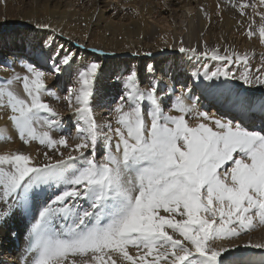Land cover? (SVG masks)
<instances>
[{
    "label": "snow or ice",
    "instance_id": "6c2138e0",
    "mask_svg": "<svg viewBox=\"0 0 264 264\" xmlns=\"http://www.w3.org/2000/svg\"><path fill=\"white\" fill-rule=\"evenodd\" d=\"M227 2L247 16L248 38L257 35L260 17L264 43V11H257L264 0ZM35 27L57 31L47 21ZM219 49L209 51L205 42L203 51H180L220 62L205 72L208 80L232 77L264 85V54L254 74L247 53L225 48L221 55ZM77 56L59 45L45 53L44 64L26 62L24 75L0 82V109L8 111L18 139L47 149L35 157L3 150L13 137L0 127V223L16 210L32 220L23 264H264V258L240 257L235 243L264 226V105L259 125L245 119L250 109L239 96L222 103L237 109L241 122L210 116L183 94L165 111L156 85L141 89L132 70L127 92L113 109L116 126L99 123L92 97L101 64L92 61L77 71V86L64 97L75 116V134H59L62 114L44 97H60L48 89L42 69L50 63L58 75ZM237 64L244 69L239 76L230 68ZM186 117L199 122L193 126ZM98 144L106 152L102 159L96 157ZM248 245L264 249L262 242Z\"/></svg>",
    "mask_w": 264,
    "mask_h": 264
},
{
    "label": "bare ground",
    "instance_id": "6f19581e",
    "mask_svg": "<svg viewBox=\"0 0 264 264\" xmlns=\"http://www.w3.org/2000/svg\"><path fill=\"white\" fill-rule=\"evenodd\" d=\"M239 2L259 4V0ZM257 11H264V6H259ZM246 13L252 14V9H246ZM241 20H244L243 25ZM255 20L257 35L248 38L247 16L242 17L227 0H0V44H4V49L0 48V82L15 73L24 75L26 62L39 67L44 64L45 53L63 45L65 49L78 52L72 67H65L58 75L50 63L42 69L48 89L60 97L59 100L44 97L62 114L64 131L59 134H75V116L64 97L67 89L77 86V71L92 61L101 64L93 83L92 97L99 123L112 121L116 126L113 109L126 94V78L135 70L141 89L156 85L165 111H169L175 99L183 94L190 97L188 102L196 103L200 111L210 116L226 119L236 116L235 122H241L239 111L222 103L226 98L239 96L248 102L250 109L245 119L258 121L259 125L264 95L254 93H264V87L245 84L232 77L208 80L205 72L215 71L220 62L210 56L196 58L180 51L181 47L203 51L205 42L209 51L219 45L221 55L225 54V48L229 52L247 53L254 72L264 54V43L258 36L260 17L256 16ZM46 21L57 31L35 27L36 23ZM230 68L237 76L244 70L242 64L230 65ZM14 87L23 94L22 84ZM144 105L150 108L151 102L145 100ZM172 114L178 113L173 110ZM8 115L6 109H0V127H7L13 137L3 150L28 151L34 157L47 151L38 142L24 145L13 131ZM186 119L193 126L199 122L194 117ZM105 154L98 144L97 159ZM3 210L0 205V211ZM31 222L22 210H16L0 223V264H23L17 259L19 251L15 245L28 236ZM249 240L264 243V226L242 234L235 241L240 246L238 255L243 259L259 261L264 258V249L251 247Z\"/></svg>",
    "mask_w": 264,
    "mask_h": 264
},
{
    "label": "rangeland",
    "instance_id": "374dc122",
    "mask_svg": "<svg viewBox=\"0 0 264 264\" xmlns=\"http://www.w3.org/2000/svg\"><path fill=\"white\" fill-rule=\"evenodd\" d=\"M12 31V30H11ZM0 48L1 49H4V44H0ZM260 84H256V86L255 87H258ZM262 87H264V85H261ZM64 87H62V89H63ZM254 88V87H253ZM61 91H63V90H61ZM63 94H65V91H63ZM254 94H259V95H264V93H262V92H260V93H257V91L254 93ZM62 95V94H61ZM216 105H218V104H216ZM258 122V121H257ZM256 122V123H257Z\"/></svg>",
    "mask_w": 264,
    "mask_h": 264
}]
</instances>
